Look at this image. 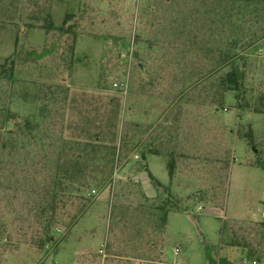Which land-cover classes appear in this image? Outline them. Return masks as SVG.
Wrapping results in <instances>:
<instances>
[{
	"label": "rangeland",
	"instance_id": "1",
	"mask_svg": "<svg viewBox=\"0 0 264 264\" xmlns=\"http://www.w3.org/2000/svg\"><path fill=\"white\" fill-rule=\"evenodd\" d=\"M212 2L0 0V62L15 58L14 77L0 80V110L25 115L44 105L41 125L51 122L66 137L98 132L101 152L110 145L123 147L124 135L140 141L139 148L127 147L125 159L102 164L90 186L97 194L75 223H67L75 212L70 203L49 221L56 241L36 255L32 243L40 175L13 164L11 147L0 150V264H36L40 258V264H96L100 247L116 255L107 258L112 264H132L130 257L158 264L147 245L162 242L157 210L148 213L151 223L140 219L144 237L132 242L134 222L149 211L137 210L135 201L141 199L135 187H128L140 181L135 154L142 146L158 145L173 148L171 155H195L192 139L202 153L177 157L171 185L181 210L169 214L164 261L212 264V256L220 264L219 243L226 245L229 236L251 244L260 240L253 221L264 222V104L262 112L254 107L264 103V7L259 6L257 22L234 20L220 28L203 18ZM68 11L77 13L69 21L77 22L73 53L69 35L42 26L47 13L57 26ZM235 30L239 36L256 32L251 45L238 49L245 57L239 62L245 90L238 99L232 90L221 95L218 77L227 67L216 69L223 44ZM211 153L217 163L206 156ZM192 160L197 164H187ZM167 161L148 157L151 172L164 185L170 181ZM155 184L150 181L148 192L156 206L163 196ZM234 251L231 259L251 264L244 251ZM79 252L88 256L81 259Z\"/></svg>",
	"mask_w": 264,
	"mask_h": 264
},
{
	"label": "trees",
	"instance_id": "2",
	"mask_svg": "<svg viewBox=\"0 0 264 264\" xmlns=\"http://www.w3.org/2000/svg\"><path fill=\"white\" fill-rule=\"evenodd\" d=\"M259 6L264 7V0H215V2H212L211 7L203 13V18L208 20V24L212 23L214 26H220V28H224L225 25H230L234 20L238 22L244 21L250 25L251 21L257 22ZM76 14L77 13L74 11L66 12L63 15L61 24L54 26L49 13H47L42 25L46 31L57 29L61 34L69 35L71 53H73L74 42L76 40L77 22L71 23L69 21H71ZM233 16H235V18H233ZM246 17H248L247 20L245 19ZM248 30L250 31V28ZM249 33L246 32L242 34V36H239L235 30V32L229 34L228 39H226L223 44L220 57L216 64L217 70L227 67L223 74L218 77L217 86H219L220 90L223 92V94H221L222 96L224 92L232 90L235 92L237 99L241 96L243 97V92L245 90L244 73L242 69L243 66H240L239 62L243 64L245 57L238 49L244 48L250 44V39L256 32L253 31ZM14 70L15 58L13 56L5 57L2 62H0V80H11L14 77ZM260 99L261 97L259 100ZM259 102V105L254 107L256 112H262V105L264 103L262 100ZM46 112L47 109L44 105L36 107L35 110H31L25 115H19L8 108L0 110V128L2 131L4 130L3 136L0 138V150L7 152L9 147H11L13 150V153H11L12 158H15V160H12L13 164H21L20 167L24 170L33 168V171L40 175V186L36 193V227L34 229L35 234H33L36 236L35 242L32 243L34 248H37V251L33 253V255L39 252L42 253L46 250L45 247L47 244L56 241L55 236L50 232V224L48 223L50 220L55 221L68 203L73 205V207L75 206V212L70 215L69 221L67 222L70 226L75 223L77 218L84 212L86 202L90 199L87 197L86 192L90 189V186L96 182L98 174L102 173V164L108 167L116 159H125L128 153L126 152L127 147L130 146L132 149H136L139 148L140 143L139 138H127V136L124 135L122 137L123 147L126 146L124 149L121 145H119V147L110 145L101 152L99 147L100 135L98 132H94L93 135L89 136L78 133V135H70V137L57 134L51 122L46 124V126L40 124V119L42 117L45 118ZM195 135L196 134H194L193 138L197 140V136ZM247 135L251 136V133L248 132ZM194 140L195 139H192L193 143H191L190 149L196 152L195 155L190 153L186 154L184 151H180L182 152L180 155H171L169 153L173 152V148L171 151H165L158 145H154L153 147L147 145L142 146L137 153L136 172L145 171L152 182H157L159 185H162L150 172L147 164L148 154H158L168 158L166 167L169 178L170 180L175 178L178 167L177 157H197L198 154L202 153V149H200V147L198 149V144L195 143ZM52 154L55 157L51 158L50 156ZM211 154L212 155L206 154V156H210L211 160L217 163L216 160H218V157L213 153ZM21 155H23V157H21ZM27 155L29 158L26 157ZM30 155L33 157L31 158ZM191 162L192 163L188 162L187 164L191 166L197 164L195 160ZM101 180H103V177L100 178V181ZM128 184V187L133 186L136 188L135 192L138 193V197L141 199V201H135L137 210L141 213L144 212L145 209L149 210L143 218H138V220L134 222L132 242L138 244L139 241L141 242L142 237H144L141 231V223L144 220L150 222V214L152 215L155 210H157L156 214L159 217L157 223L161 229L159 234L162 235L168 212L171 210H181L178 205L179 201H175L177 197L170 192L169 187H164L163 192L160 193L163 199L161 201H156L157 203L155 206V201L144 195L138 182ZM207 191L208 190L205 189L204 195L208 200ZM149 212L151 213L148 214ZM140 219H142V221H140ZM253 222L254 231H258L260 235V240H258L257 243L251 244L246 241H240L239 238L232 235L228 237L226 245L240 247L247 256L260 260L264 252V222L260 220ZM1 231H5V229ZM220 233L223 238V228L220 229ZM147 234H149V232H147ZM0 239H2V237H0ZM163 243V239L159 244L153 240L147 242L150 250L156 253V258L159 257L158 248L159 246H163ZM138 247L140 246L138 245ZM33 255L31 256L33 257ZM39 260L40 263L43 261L42 258ZM132 264L134 263L132 262ZM220 264H226V259L224 257L220 260Z\"/></svg>",
	"mask_w": 264,
	"mask_h": 264
},
{
	"label": "crops",
	"instance_id": "3",
	"mask_svg": "<svg viewBox=\"0 0 264 264\" xmlns=\"http://www.w3.org/2000/svg\"><path fill=\"white\" fill-rule=\"evenodd\" d=\"M150 155H155V156H160L161 157V155H158V154H148L147 155V164H148V157L150 156ZM148 169L150 170V168H149V165H148ZM150 172H151V170H150ZM152 173V172H151ZM137 175H138V177L140 178L139 180V184H140V187H141V189H142V191H143V193H144V195L147 197V198H151V193H149L148 191H150L149 189H148V186H149V184H150V179L148 178V175H147V173L145 172V171H140V172H138V173H136ZM153 174V173H152ZM154 176V175H153ZM155 177V176H154ZM156 178V177H155ZM156 180L157 181H159L157 178H156ZM173 180H174V178L173 179H171L170 181H169V185H164V184H162L160 181V183L163 185H158V183L157 182H155L156 184V187H157V189H158V191L161 193V192H163V190H164V187H169V190H170V192L172 193V194H174L175 195V192H174V189H172V185L171 184H173ZM211 206H212V204H211ZM216 209V207L213 205L212 207H211V209ZM171 212H179V210H171V211H169L168 212V214H167V218H166V224H165V227H164V230H163V232H162V239H163V242H165V238L167 237V231H166V228H167V223H168V218H169V214L171 213ZM225 212H227V210H225ZM219 217H220V215H219ZM250 220H254V219H250ZM257 221V220H256ZM219 237H220V241H221V238H222V234L220 233V229H219ZM152 244H154V243H152ZM226 247H228V248H230L229 249V251H225L224 252V248H226ZM101 248V247H100ZM100 248H98V261L96 262V264H112L111 262H110V260H108L107 258L108 257H111V256H116V255H112V254H110V253H108V252H106L105 251V249H104V247H103V252L102 253H100L99 252V249ZM219 253L221 254V256L222 257H224L225 259H226V264H239V263H237L235 260H233V259H231L232 258V256L234 255V250L235 249H237V248H239V249H241L240 247H237V246H230V245H224V244H222V243H219ZM178 249V248H177ZM175 250H176V248H175ZM242 250V249H241ZM179 251V250H178ZM243 251V250H242ZM158 252H159V257L157 258V260H156V262L158 263V264H169V263H166L165 261H164V259H163V246H159V248H158ZM80 253V252H79ZM178 253V252H177ZM176 252H175V254H177ZM81 255H80V258L82 259H84L85 258V256H86V253H80ZM88 256V255H87ZM86 256V257H87ZM210 257H212V256H210ZM130 259H131V261L134 263V264H148L149 263V261L148 260H145V259H142V258H138V257H130ZM213 259V260H212ZM212 264H218V260L217 259H215L214 257H212ZM252 259V258H251ZM151 262V261H150ZM155 262V261H154ZM250 262H251V260H250ZM36 264H39L38 262L36 263ZM79 264H82V262H80L79 261ZM171 264H183V263H171ZM260 264H263V263H260Z\"/></svg>",
	"mask_w": 264,
	"mask_h": 264
},
{
	"label": "built area",
	"instance_id": "4",
	"mask_svg": "<svg viewBox=\"0 0 264 264\" xmlns=\"http://www.w3.org/2000/svg\"><path fill=\"white\" fill-rule=\"evenodd\" d=\"M135 156H138L137 154H135ZM116 173V171H114V174ZM97 194V191H96V189L95 188H90L88 191H87V193H86V195H87V197H89V198H92L93 196H95ZM262 217H264V209L262 210ZM99 252L100 253H102L103 252V247H101L100 249H99ZM175 252L177 253L178 252V249L176 248V250H175ZM260 263H263L264 264V258H262V259H260V260H258V259H256V258H252L251 259V264H260Z\"/></svg>",
	"mask_w": 264,
	"mask_h": 264
}]
</instances>
